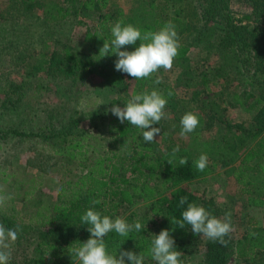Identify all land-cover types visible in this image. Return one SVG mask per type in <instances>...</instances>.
I'll return each instance as SVG.
<instances>
[{
    "label": "trees",
    "instance_id": "1",
    "mask_svg": "<svg viewBox=\"0 0 264 264\" xmlns=\"http://www.w3.org/2000/svg\"><path fill=\"white\" fill-rule=\"evenodd\" d=\"M19 1L23 11L38 20L34 12L37 0ZM176 2L180 5L169 4L165 0L152 2L150 20L145 24L133 25L139 26L142 31H157L168 21L176 25L181 47L173 66L181 69V77L186 78L189 83L195 78L200 79L205 93L197 92L193 99L209 111L213 121L220 122L218 117L222 110L219 104L224 95L223 84L233 75L248 80L246 95L240 99L235 89L230 102L237 103L246 114H251L249 129L242 124L233 127L236 132L243 133L252 144L246 147L244 140H240L239 148L241 146L242 151L237 150L231 160L222 165L230 166L229 173L238 187L239 196H245L253 207L264 208V0ZM232 2L246 7L248 14L236 18L231 9ZM97 11L102 13L97 23L92 28H87L82 35V41L88 46L85 53L64 46L61 53L46 54L44 48L49 46L39 36V41L43 44L40 53L43 70L49 78L68 79L77 88L88 77H94L99 65L107 67L116 62L117 55L110 53L102 58L99 51L104 39H112L111 27L117 21L123 20L125 24L129 22L119 8L110 6V0H62L43 10V24H56ZM33 27L28 29L26 26L24 36L28 38L34 35ZM0 31L4 33L8 29L1 25ZM35 33L38 34L37 31ZM185 38L193 39L194 45L201 47L207 55L217 52L219 63L212 68L211 77L208 73L195 74L188 66L191 47L188 41L182 42ZM140 43L138 40L135 45H126L121 50L134 51ZM33 70L37 73L42 68L39 66ZM156 73L149 78L135 79L118 71L127 81L124 95L108 99L101 96L99 91L96 92L102 102L88 111L87 120L53 112L47 113V122L35 125L33 131L21 132L13 128L0 130V140L10 135L25 145L26 151L45 153L54 158L61 174L56 200L51 204L29 198L37 189L35 178L28 184L13 182V185L23 187V209L17 214L0 215V223L9 229L17 226L22 229L12 245L17 247L15 252L21 251L22 259L12 262L15 261L13 258L10 264H79L75 257L72 258L68 248L90 238L88 225L81 221V216L90 207L113 219L123 217L129 223L139 220L144 226L140 232L133 231L127 237L114 231L108 233L105 241L109 252H117L119 255L125 250L136 254L142 251L146 255L145 264H156L147 255L148 249L155 235L163 229H169L176 249L183 253L181 259L184 264H188L199 235L191 231L190 225L185 224L182 228L174 224L172 218L182 219V212L187 210V204H179L181 197H187L188 203L199 205V199L187 192L182 185L204 179L219 160L209 158L205 170L198 171L195 167V161L201 155L196 152L200 141L198 131L191 133L190 143L187 144L175 141L172 133L155 124L152 127L161 128V132L155 137L159 141L145 142L142 133L150 129H140L128 121L121 123L111 112L114 105L125 107L132 95L154 89L163 92L165 96L168 92L172 93L168 97L165 111L173 112L177 107L176 93L169 86L155 84ZM209 82L219 87L217 93L206 90ZM192 85L190 86L193 87ZM176 145L180 146V151L173 156L172 150ZM181 158H186L187 163L181 165ZM38 164L43 165L44 161L39 159ZM39 172L43 173L41 168ZM2 175L3 182L12 177V174L5 172ZM94 199L101 200V203L92 205L91 201ZM30 202L33 204H29ZM206 209L211 212L210 206ZM224 239L228 241L227 246L210 239L203 244V257L199 264H230L241 261L254 264V256L264 252V227L256 225L253 220L247 222L245 234L240 239H232L230 234ZM126 264L131 262L126 260Z\"/></svg>",
    "mask_w": 264,
    "mask_h": 264
},
{
    "label": "rangeland",
    "instance_id": "2",
    "mask_svg": "<svg viewBox=\"0 0 264 264\" xmlns=\"http://www.w3.org/2000/svg\"><path fill=\"white\" fill-rule=\"evenodd\" d=\"M61 1L37 0V7L34 8L35 15L38 16L36 20L32 14L23 11L19 0H0V26L8 29V32L0 31V130L2 131L10 128L21 132L33 131L35 125L47 122V113L53 112L87 120L88 111L102 102L96 92L99 91L101 96L108 99L124 95V86L127 81L125 77L118 74L115 62L107 67L103 64L99 65L94 77H88L83 85L77 88H74L68 79L49 78L47 72L43 70V60L40 56L43 44L39 41V36H42L49 46L44 48L46 54L61 53L64 46L85 53L88 46L82 41V35L87 28L90 29L97 23L102 14L97 11L56 24H43V10ZM160 1L163 0H110V6L119 8L129 23L145 24L150 20L152 2ZM165 1L180 5L176 0ZM231 9L236 18H241L249 12L246 7L236 2H232ZM26 26L29 27L28 29L34 26V35L28 38L23 34ZM183 41H188L191 47L188 66L195 71V74L208 73L211 77L212 68L219 63L217 52L207 55L201 47L194 45L193 39L185 38L182 39ZM39 66L42 71L35 73L33 68H39ZM180 74L181 69L175 66L168 71L161 68L155 74L154 82L157 76L161 77L162 83L159 85L171 87L177 96L176 109L173 112H166L167 118L162 119L157 125L172 133L175 141L188 144L191 133L181 137L182 128L177 120H181L182 116L189 111L198 114L201 124L196 128L200 135L196 148L197 155L207 154L208 158H217L219 163L204 179L186 182L182 187L199 199V205L205 208L210 206L212 215L224 218L225 214L230 212L233 226L230 235L232 239H240L245 234L248 221L253 220L256 225L264 227V208L253 207L245 196H239L238 187L229 173L230 166L222 165L225 161H230L237 150L242 151L241 146L239 148L240 140H244L246 147L252 144L247 137L243 136V133L236 132L233 127L242 124L249 129L251 114H246L237 103L230 102L235 89L240 99L244 94L246 95L248 80L233 75L227 83L223 84L224 95L219 104L222 112L219 111L220 122L218 123L211 120L209 111L193 99L195 93L200 91L205 93L200 79L195 78L189 83ZM191 84L193 87L190 86ZM206 90L217 93L219 87L209 82ZM156 141H159V138H156ZM24 148H26L25 145L17 142L10 135L0 140V189H3L1 194L9 197L5 205L0 207V215L17 214L23 209L21 204L23 188L13 185L14 181L28 184L35 178L34 183L37 189L29 198L48 204L56 200V191L61 178L57 162L45 153L37 154L26 151ZM39 159L44 161L43 165L38 164ZM40 168L44 174L39 172ZM2 172L12 174V177H9L7 182H3ZM18 194L21 196H17ZM208 240L207 237L199 236L189 256L188 264H199L202 261L203 244ZM16 248L11 249V259L15 258L12 262H19L22 259L21 251L15 252ZM230 264L245 263L241 261ZM254 264H264V252L254 256Z\"/></svg>",
    "mask_w": 264,
    "mask_h": 264
},
{
    "label": "clouds",
    "instance_id": "3",
    "mask_svg": "<svg viewBox=\"0 0 264 264\" xmlns=\"http://www.w3.org/2000/svg\"><path fill=\"white\" fill-rule=\"evenodd\" d=\"M112 39L105 40L103 47L99 51L102 58L108 54H115L118 59L115 62V69L127 73L135 79L149 78L152 74L163 68L165 71L172 69L175 58L179 55L181 47L179 34L176 25L168 21L157 31H142L139 26L131 23L125 24L123 20L117 21L111 27ZM140 45L134 51H122L126 45H135L137 41ZM156 84L162 83V78L157 76ZM172 95L168 92L167 96L159 90H144L141 93L134 94L125 103V107L114 105L111 109L113 115L117 116L121 123L130 122L132 126L140 129H150L143 131L145 142H157L155 137L161 132V128L152 127L164 118H167L165 108L168 103V97ZM200 120L197 113L186 112L180 121V136L185 137L192 133L199 126ZM173 156L180 151V146L173 148ZM209 162L207 154H201L195 161V167L198 171H204ZM170 164L171 161H169ZM181 165L187 163L186 158L179 160ZM3 189H0V193ZM9 197L0 194V207H3ZM101 200L94 199L92 205L100 204ZM181 206L187 204V210L182 212V219L172 218L174 224L185 227V224L191 226V231L199 236L207 237L212 241H218L227 246L228 241L224 239L233 231L231 213H226L224 218H218L206 210L203 205L188 203L187 197H181L179 200ZM81 221L88 225V231L91 236L86 242H80L75 247L68 248L72 258L79 264H126V260L131 264H145L146 255L144 252L136 254L133 251L109 252L105 237L108 233L114 231L122 237H127L133 231L140 232L144 226L139 220L129 223L123 217L111 218L102 212L90 207L82 216ZM22 229H9L0 223V264H10L12 258V245L18 239L19 232ZM148 256L156 264H184L181 259L183 253L178 251L175 246V240L170 234L169 229H163L152 240L148 249Z\"/></svg>",
    "mask_w": 264,
    "mask_h": 264
},
{
    "label": "crops",
    "instance_id": "4",
    "mask_svg": "<svg viewBox=\"0 0 264 264\" xmlns=\"http://www.w3.org/2000/svg\"><path fill=\"white\" fill-rule=\"evenodd\" d=\"M21 188V186H19ZM23 188V187H22Z\"/></svg>",
    "mask_w": 264,
    "mask_h": 264
}]
</instances>
